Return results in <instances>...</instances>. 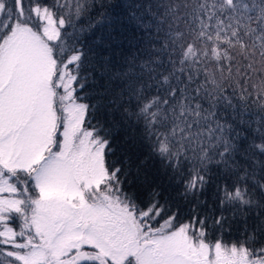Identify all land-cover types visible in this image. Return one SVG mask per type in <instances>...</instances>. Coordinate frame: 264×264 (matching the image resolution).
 Listing matches in <instances>:
<instances>
[{
	"label": "snow or ice",
	"instance_id": "1",
	"mask_svg": "<svg viewBox=\"0 0 264 264\" xmlns=\"http://www.w3.org/2000/svg\"><path fill=\"white\" fill-rule=\"evenodd\" d=\"M0 264H264V0H0Z\"/></svg>",
	"mask_w": 264,
	"mask_h": 264
}]
</instances>
